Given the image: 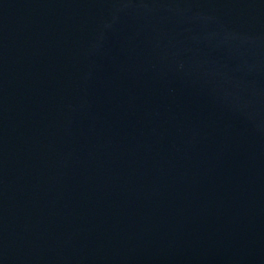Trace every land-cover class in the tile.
<instances>
[{
  "label": "water",
  "instance_id": "water-1",
  "mask_svg": "<svg viewBox=\"0 0 264 264\" xmlns=\"http://www.w3.org/2000/svg\"><path fill=\"white\" fill-rule=\"evenodd\" d=\"M0 264H264V0H0Z\"/></svg>",
  "mask_w": 264,
  "mask_h": 264
}]
</instances>
